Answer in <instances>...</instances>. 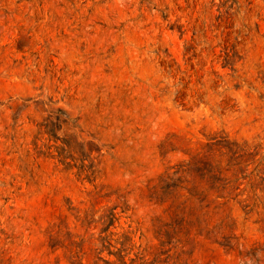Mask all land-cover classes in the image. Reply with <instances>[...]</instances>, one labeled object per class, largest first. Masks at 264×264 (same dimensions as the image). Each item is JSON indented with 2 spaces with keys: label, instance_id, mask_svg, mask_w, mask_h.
<instances>
[{
  "label": "rangeland",
  "instance_id": "rangeland-1",
  "mask_svg": "<svg viewBox=\"0 0 264 264\" xmlns=\"http://www.w3.org/2000/svg\"><path fill=\"white\" fill-rule=\"evenodd\" d=\"M0 264H264V0H0Z\"/></svg>",
  "mask_w": 264,
  "mask_h": 264
}]
</instances>
